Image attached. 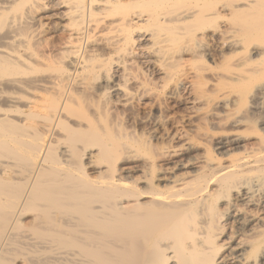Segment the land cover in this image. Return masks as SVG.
<instances>
[{
  "label": "bare ground",
  "instance_id": "bare-ground-1",
  "mask_svg": "<svg viewBox=\"0 0 264 264\" xmlns=\"http://www.w3.org/2000/svg\"><path fill=\"white\" fill-rule=\"evenodd\" d=\"M0 264H264V0H0Z\"/></svg>",
  "mask_w": 264,
  "mask_h": 264
}]
</instances>
